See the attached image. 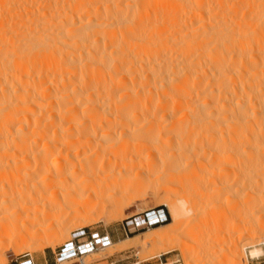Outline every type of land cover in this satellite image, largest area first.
I'll return each mask as SVG.
<instances>
[{
	"label": "bare ground",
	"instance_id": "obj_1",
	"mask_svg": "<svg viewBox=\"0 0 264 264\" xmlns=\"http://www.w3.org/2000/svg\"><path fill=\"white\" fill-rule=\"evenodd\" d=\"M7 24L19 61L8 74L28 77L18 89L29 81L6 107L0 90L14 113L3 147L16 130L0 166L25 170L21 189L0 192L2 242L29 246L46 230L60 244L100 202L148 189L176 203L144 245L194 209L204 219L236 186L241 201L264 198V0H0ZM195 182L202 200L185 204Z\"/></svg>",
	"mask_w": 264,
	"mask_h": 264
},
{
	"label": "rangeland",
	"instance_id": "obj_2",
	"mask_svg": "<svg viewBox=\"0 0 264 264\" xmlns=\"http://www.w3.org/2000/svg\"><path fill=\"white\" fill-rule=\"evenodd\" d=\"M4 29L6 31H4ZM4 29L0 30L1 31L0 33L2 34V36L0 35V39L4 41L2 43V41L0 40V45L1 44L4 45L3 47H0V48H4L3 50L1 49L2 53L0 51V54L3 55L5 53L4 56L7 57L8 54L11 52V57L9 54L8 56L9 58L7 59L5 58L7 60L6 61L3 59L4 56L2 57L0 55V58H1L0 65L7 68V66L12 65L11 62H13L12 67L11 68L8 67L10 69L8 68L6 69L0 66L1 67L0 69L4 70V71L1 70L2 72H0L2 74V75L0 74V84H1L0 90H2L3 88V91L5 92V94L6 92L7 94H9V96L6 94L5 98L4 96H2L3 100L5 101V104L2 106L6 107L5 105L8 104L6 100L8 101L10 97H11L10 98L11 102L14 104V101H13L14 97L12 98V96H14L15 94L13 91L15 90L16 92L17 91L16 89H18L19 87L18 86L19 84L17 83L18 82L17 77L18 76L20 77L21 74L20 75H16L15 73L14 75L8 74V72L13 73L14 72L13 69H16L15 67L17 64L16 65L14 64L15 61L19 62L16 56L13 57V54H12L13 52L11 51V49L13 50L16 47V46L14 47L15 45L14 42L16 41L14 40L15 36H13V33L15 34L17 33L14 31L13 28L11 27L9 28V25ZM3 31L5 33H3ZM3 35L5 36V38ZM11 36H13V38ZM19 38L21 39L22 37L19 36L17 40ZM8 42L10 43L8 44ZM20 42H22V39ZM20 42L17 43L18 47H19V44H21ZM5 48H8L7 49L8 51L4 52ZM9 49H10V52H9ZM14 53L16 54V49L14 50ZM12 57L16 58V60L13 61L14 59H12ZM9 59L10 60L12 59V61H10ZM3 61L4 62L6 61L7 64L5 63L6 65H3L4 64ZM17 68H20V67H17ZM5 69H6V73H5ZM16 71L17 69L15 70V72ZM4 73L6 74V76L4 75ZM21 76L23 77L24 75H21ZM5 77L10 79L11 83L10 82L7 83L6 82L7 78L5 80ZM25 78H28V77L26 76ZM12 79L17 83V84L15 83L16 87L13 85L14 81ZM21 80L22 79H20V81ZM27 81H29V79H27ZM27 81L25 79L24 81L25 83L23 84L26 85ZM22 82L20 83L22 84ZM25 85H21L20 86L21 89L19 88L18 90H23L24 92L25 91L24 88L27 87L28 83L26 86ZM9 87L11 88L12 91L10 90ZM25 89H28V87ZM1 107L0 109L3 108ZM9 107L7 106L6 108L7 110L2 109L3 111H0V126L3 125V124L1 125V123H5L6 117L7 119L8 118L10 119L12 117L11 119L12 121L14 119V116H12L14 114L12 113L13 107L11 108L12 112ZM5 112L8 113L7 116ZM3 115L5 116V118ZM1 116H3V119ZM10 121L7 120V123ZM0 129L2 130V127H0ZM14 129L15 128H12L11 131L8 132L10 134V135L8 134V139L14 137L13 136L15 135L14 132H16V130ZM8 139L4 141V143L5 142L7 143V145L5 143V146H7V148L10 147L9 150H12L10 139L9 141ZM0 143H1L0 146L3 147L2 145L3 142H0ZM11 143H12V139H11ZM5 146L3 148H6ZM2 149L0 148L1 152H2ZM9 153H11V151ZM12 169H13V172H12ZM24 172H25L24 169L16 170L15 168H10V167L1 168L0 166V192L2 193L3 190L5 191L8 189H21L24 186L23 184H25L24 183L25 181ZM262 172L263 171L261 170V172L259 173L262 174ZM13 173L15 174L13 175ZM252 176L253 175H251V177ZM256 176H258V178L260 177L259 175H256ZM258 178H256V180ZM258 180L257 182H259ZM261 182L262 181L260 180V183ZM204 183L203 184L201 183L202 186L208 185L209 187L210 185L209 182H204ZM250 183L252 184L253 181H251ZM260 183H258V185ZM262 183H264V181ZM236 184H237L236 182L233 184V181H232L233 187L234 185L236 186ZM251 184H249L248 186H250ZM200 187L201 185H199V183L198 184L196 182L192 183L191 187L188 189L186 194L184 193L185 195L183 196L182 202H184L185 204H191L192 202L198 204L197 201L200 202V200H202L201 199L202 195L200 194L201 192L200 190H202L203 187H201L202 189ZM236 187L234 188L236 189ZM239 188L241 187L239 186ZM230 189L228 188V191ZM235 189H233L232 192L229 191L230 193L229 194L227 193L226 196L225 194L224 196L223 195L221 196V199H219L220 204L217 202V204H219L217 206L219 207L215 209L212 207L211 209H214V210H210V212H209V209H207L208 213H206L205 211V213L207 214V217H205L204 219H201L202 216L204 215V211L199 210V212L201 213L203 212L199 217V214H196L195 212L196 209H194L192 210L193 212L191 211L192 213L189 212L191 213V215L187 214V215H184L185 217L184 216L182 217L184 219H182V222L177 227L174 228L170 225V227L163 228L160 230L163 232L164 231L169 232V236L162 243L146 244V245H144L142 241L145 236L152 233V231H150L149 229H155L162 225L156 226L154 228L134 230L131 227L130 228L123 227L125 220L141 215L144 212L149 211V210L164 209L168 216L167 223H169L170 216L168 213V206L166 203L169 202V204H174L175 201H173V198L168 199V200H166L165 198V200H162L163 196H160L157 198L154 196V194H152V191L149 189L146 190L145 195L140 198H131V196L129 195L124 196V197H119L120 195L117 192L116 196L119 197V199H116L115 201L107 199L103 202H100L91 214L83 216V220L81 222H77L78 224L75 223L69 226L70 229L68 228L67 238L60 244L53 245L50 242V239L48 237L50 232L49 231L46 232V230L45 231L39 230V233L37 235V240L29 246L19 247L16 245H12L9 241H6V240L5 242H2L0 239V261H4L5 264H16L15 263L16 259L19 261V257L21 255L28 253L31 256L32 260L35 262V264H45V260H48L49 258L53 260V254L56 253L58 248L69 238V234L72 230L85 227V228H89L90 230L96 231L99 233H107L111 238V241H112L111 243H113V246L105 248L97 252H94L93 254L84 257L83 262L82 261L80 262L72 261V262H68L65 264H160L161 262L166 263V264H172V263H176V264H264V198H261V199L257 198V200H251L252 198L249 199L250 197L249 198L247 197L248 199L244 198L241 201V192L239 193L237 191L238 194L237 193L234 194L233 191ZM231 193L234 195L236 194L237 195L233 196ZM230 195H232L233 197L232 196L230 197ZM228 198L230 200H228ZM253 221L257 222L258 224L257 228L254 230H250L249 232L243 231L247 226L252 224ZM49 222L50 220L45 221L43 223V226H42L43 229H47L46 226ZM241 222L243 225L242 229H241ZM3 238L6 239V236H4ZM169 246L170 247L173 246L175 249H180V250H175L173 248L167 251L166 248H168ZM18 247L21 250L17 254L15 250ZM255 249H262L263 254L257 258H251L249 253L250 251L255 250ZM48 264H58V263H55L53 260L51 263H49L48 261Z\"/></svg>",
	"mask_w": 264,
	"mask_h": 264
},
{
	"label": "built area",
	"instance_id": "obj_3",
	"mask_svg": "<svg viewBox=\"0 0 264 264\" xmlns=\"http://www.w3.org/2000/svg\"><path fill=\"white\" fill-rule=\"evenodd\" d=\"M152 216V218H150ZM168 222V216L164 209L149 210L141 215L125 220L124 228L142 230L154 228ZM111 238L107 233H99L89 228L81 227L70 232L69 238L53 254L55 263L82 261L83 258L97 252L99 249L107 248L111 244ZM16 264H35L31 256L25 253L19 257ZM160 264H166L161 262ZM176 264V263H172Z\"/></svg>",
	"mask_w": 264,
	"mask_h": 264
},
{
	"label": "crops",
	"instance_id": "obj_4",
	"mask_svg": "<svg viewBox=\"0 0 264 264\" xmlns=\"http://www.w3.org/2000/svg\"><path fill=\"white\" fill-rule=\"evenodd\" d=\"M48 261H49V263H51L53 260L51 258H49L48 260H45V264H48Z\"/></svg>",
	"mask_w": 264,
	"mask_h": 264
}]
</instances>
